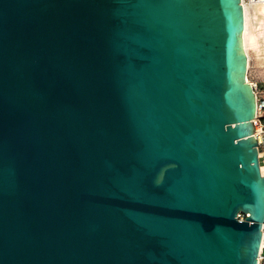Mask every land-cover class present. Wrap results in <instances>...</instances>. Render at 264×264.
I'll return each mask as SVG.
<instances>
[{
    "label": "water",
    "instance_id": "1",
    "mask_svg": "<svg viewBox=\"0 0 264 264\" xmlns=\"http://www.w3.org/2000/svg\"><path fill=\"white\" fill-rule=\"evenodd\" d=\"M245 26L242 0H0V264H259Z\"/></svg>",
    "mask_w": 264,
    "mask_h": 264
},
{
    "label": "bare ground",
    "instance_id": "2",
    "mask_svg": "<svg viewBox=\"0 0 264 264\" xmlns=\"http://www.w3.org/2000/svg\"><path fill=\"white\" fill-rule=\"evenodd\" d=\"M246 26L244 31V45L251 60V50L264 55V4L250 7L245 5ZM254 53V52H253ZM261 55V54H260ZM248 80L251 82L250 76Z\"/></svg>",
    "mask_w": 264,
    "mask_h": 264
},
{
    "label": "built area",
    "instance_id": "3",
    "mask_svg": "<svg viewBox=\"0 0 264 264\" xmlns=\"http://www.w3.org/2000/svg\"><path fill=\"white\" fill-rule=\"evenodd\" d=\"M244 6L248 5L250 7H255L257 5H263L264 0H242ZM256 93H257V115L253 120L254 123V134L258 140L259 146V158L261 171L264 175V89L261 88L258 81H251ZM244 216V217H243ZM244 219L245 215H241ZM264 230V229H263ZM259 264H264V238L262 242V247L259 254Z\"/></svg>",
    "mask_w": 264,
    "mask_h": 264
},
{
    "label": "rangeland",
    "instance_id": "4",
    "mask_svg": "<svg viewBox=\"0 0 264 264\" xmlns=\"http://www.w3.org/2000/svg\"><path fill=\"white\" fill-rule=\"evenodd\" d=\"M254 52V53H253ZM252 57L249 63V73L250 79L253 81H258L262 89H264V55L252 49ZM244 217V216H243Z\"/></svg>",
    "mask_w": 264,
    "mask_h": 264
}]
</instances>
